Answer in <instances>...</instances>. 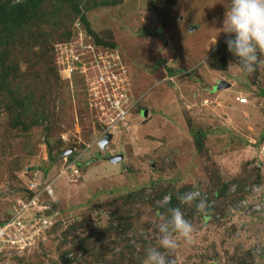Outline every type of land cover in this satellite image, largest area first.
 Instances as JSON below:
<instances>
[{"label":"rangeland","instance_id":"obj_1","mask_svg":"<svg viewBox=\"0 0 264 264\" xmlns=\"http://www.w3.org/2000/svg\"><path fill=\"white\" fill-rule=\"evenodd\" d=\"M99 1L83 0L82 13L108 51L121 55L142 101L126 126L111 130L105 148L99 140L106 127L88 98L87 79L98 71L82 46L84 24L62 15L32 31L26 52L13 47L6 57L13 68L8 82L24 106L17 125L9 93H0V222L48 179L57 203L46 211L56 224L18 264H132L130 252L118 258L123 246L115 231L91 239L87 251L80 247L118 223L120 213L133 223L134 257L144 260L147 249L159 248L164 197L186 185L215 197L211 211L197 215L184 204L191 243L178 238L176 249L159 250L174 264H264V190L253 201L260 212L239 207L247 185L264 183V65L250 75L235 65L229 36L219 30L230 0ZM156 191L165 193L150 204ZM137 239H145V249Z\"/></svg>","mask_w":264,"mask_h":264},{"label":"built area","instance_id":"obj_2","mask_svg":"<svg viewBox=\"0 0 264 264\" xmlns=\"http://www.w3.org/2000/svg\"><path fill=\"white\" fill-rule=\"evenodd\" d=\"M80 39L82 46L91 53L90 67L98 71L92 80L87 79L89 82L88 98L92 107H96L101 113L99 118L106 127L104 133H111L112 129L116 130L120 126H126L140 100L133 95L129 87L130 83L121 55L117 51L101 50L94 45L86 44L82 37ZM101 55L103 57L98 60L97 57ZM239 101L246 103L247 98L240 97ZM73 171V174L79 172L77 168ZM52 183L53 181L46 182L42 189H35L37 185L32 186L33 195L14 204L11 216L0 222V264H18L17 260L27 258L39 246L46 232L56 224L53 216L46 214L47 210L52 211L53 201L43 197L45 192L49 194L53 192ZM263 185L264 183L247 185L245 190L248 197L240 200L239 207L249 208L251 206L252 211L260 212L261 205L253 204V201L258 200L255 196L258 190H264ZM231 191H236L235 186ZM192 192H198L199 202L203 200L205 206L211 207L212 200L207 202L208 196L204 197L199 191ZM73 257L72 254L69 258Z\"/></svg>","mask_w":264,"mask_h":264},{"label":"trees","instance_id":"obj_3","mask_svg":"<svg viewBox=\"0 0 264 264\" xmlns=\"http://www.w3.org/2000/svg\"><path fill=\"white\" fill-rule=\"evenodd\" d=\"M118 3L116 0H101L96 5L101 6H116ZM96 7V6H94ZM89 10V9H88ZM83 12V0H0V93L7 92L9 93V100L12 101V107H15L18 110L19 117H17V121H15L17 125L21 124L22 115H23V106L24 103L22 99H20L21 91L18 88H12V85L8 82L9 76L11 74V64L7 61V55L11 48L16 47L15 49H19L20 51L26 52L29 48H26V45L31 44L33 38H31L35 33L39 32L40 29L48 23L55 24L58 19L64 18L62 15H67L69 18L68 22H73V20L78 19L82 24H84L85 28L88 30L89 35H91L94 39V42L104 48H109L108 45L104 42L101 43L98 36L92 31L89 22L87 20V16L82 13ZM73 16V17H71ZM66 18V17H65ZM38 28V31L36 30ZM71 31V30H70ZM67 30V36L71 35V32ZM42 34V33H41ZM46 36V35H44ZM46 38H43L42 41H45ZM34 41V40H33ZM41 41V42H42ZM111 45V44H110ZM23 46V48H21ZM112 46V45H111ZM113 47V46H112ZM27 49V50H26ZM22 53V55L24 54ZM21 55V56H22ZM42 58V55L39 56ZM19 58V57H18ZM17 64V62H16ZM212 67L216 68L215 64ZM218 68V67H217ZM13 72V71H12ZM264 94V91L262 92ZM204 134V133H202ZM200 135L197 133V137ZM201 146V145H200ZM239 186L241 183L239 181H234ZM227 187L224 186V191H221V195H227L225 189ZM193 191L191 186H184L183 189L178 190L177 192L171 193L170 201L163 203L166 211L169 208L179 207L181 210L183 209V205L177 199V194H184L187 192ZM167 192V191H166ZM164 192L156 191L153 193L154 195L150 198L148 197V201L150 204L155 203V199L160 197ZM32 195L31 191H28V196ZM201 195H204V192H201ZM133 196V195H132ZM145 195L143 194V197ZM146 197V196H145ZM215 198L210 194V197L207 198V202L211 201ZM199 203V199L194 201L191 205V211L193 212L194 208L196 209V204ZM188 205V204H187ZM189 206V205H188ZM158 209V208H157ZM163 208H159V210ZM211 211V210H210ZM195 212V211H194ZM168 214V213H167ZM169 216V214H168ZM122 214L118 215V223L117 221H113L108 229L103 230L99 234L92 233L87 238L82 239L80 242V247L85 249L86 251L90 248L91 244L90 240L93 239L95 242L102 239L104 236L110 235L111 232L115 231L117 233L118 242L122 244V249L118 254V258L123 260L126 258L128 252L131 253V261L132 264H142L143 259L140 257L135 258L136 253V242L129 244L130 236L134 231L133 223L131 222V218L124 219ZM132 232V233H131ZM137 243L142 242L143 249H145V239L136 240ZM115 243V241H113ZM117 243V242H116ZM119 244V243H118ZM71 261V259H69ZM90 264V263H87ZM110 264V263H109Z\"/></svg>","mask_w":264,"mask_h":264},{"label":"clouds","instance_id":"obj_4","mask_svg":"<svg viewBox=\"0 0 264 264\" xmlns=\"http://www.w3.org/2000/svg\"><path fill=\"white\" fill-rule=\"evenodd\" d=\"M222 23L223 26L219 30L229 36L225 43L228 51L237 58V63L235 65L240 66L241 71L247 75L252 74L258 66L264 65V59H261V57L264 56V0H230L229 6L224 13ZM83 34L86 38L84 39V36L82 35L84 42L86 41L101 50L108 49H104V47L97 45L84 26ZM230 66L233 65L230 63L229 67ZM132 92L133 95L140 100L137 105V107H139L142 103L141 97H137L134 94L133 89ZM107 134L108 132H103L99 142ZM111 134L114 136L113 132H111ZM49 181L53 180L48 179L46 182ZM46 182L42 184L40 189L44 187ZM54 184L55 181L52 183L53 192L51 194L47 192L44 193V197L47 195V199L53 201L52 211H54L55 205L57 204L54 199ZM193 191L197 190L193 189ZM31 192L33 195L34 192L32 190ZM32 195H30V197ZM199 197L200 194L198 192L192 191L182 195L177 194V199L180 203L188 205H191L194 201L198 200ZM164 198L167 202L170 201V195L165 196ZM163 203L166 202L164 201ZM205 209L211 210V207L205 206V201L200 200V202L196 204L197 215L201 214ZM167 212L169 216L162 215L156 228L159 233V248L171 251L177 248L178 238H182L186 242L191 243L194 227L189 220L185 219L184 213L179 207L169 208L167 209ZM203 214L202 218L207 217L205 213ZM159 248L153 247L147 249L146 257L142 264H174V262L170 261L167 256L159 250Z\"/></svg>","mask_w":264,"mask_h":264},{"label":"water","instance_id":"obj_5","mask_svg":"<svg viewBox=\"0 0 264 264\" xmlns=\"http://www.w3.org/2000/svg\"><path fill=\"white\" fill-rule=\"evenodd\" d=\"M113 138V135L111 133H108L100 142L99 145L101 148H105L109 141ZM123 158V155H117L111 158L113 162L119 161L120 159Z\"/></svg>","mask_w":264,"mask_h":264}]
</instances>
